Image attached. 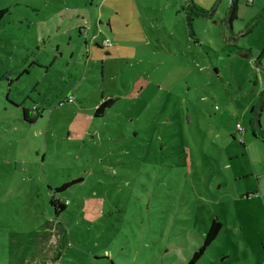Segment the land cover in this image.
I'll return each mask as SVG.
<instances>
[{"label": "rangeland", "instance_id": "374dc122", "mask_svg": "<svg viewBox=\"0 0 264 264\" xmlns=\"http://www.w3.org/2000/svg\"><path fill=\"white\" fill-rule=\"evenodd\" d=\"M92 1L0 0V264H264V0Z\"/></svg>", "mask_w": 264, "mask_h": 264}, {"label": "trees", "instance_id": "16d2710c", "mask_svg": "<svg viewBox=\"0 0 264 264\" xmlns=\"http://www.w3.org/2000/svg\"><path fill=\"white\" fill-rule=\"evenodd\" d=\"M190 9L191 8L188 7V10H190ZM8 13H9L8 9L1 10L0 11V21ZM237 15H238V0H233L232 1V5L230 7V11L228 13V21H229V23H231L234 20H236L237 19ZM105 42H104V44H105ZM104 44H103V46H101L99 44H96V47L99 48V49H103V48L108 49V48L112 47V46L106 47ZM111 45H112V43H111ZM229 47H233L234 51L236 53H239V54L248 55L250 53L249 51H245V50H243L241 48H238L236 45H232V46H229ZM68 99H69V97H67L66 99L61 101L60 105L63 106V105L69 104L68 103ZM112 102H113V99H111V98L110 99H102V103L98 106V108H96V110H95V112L93 114L94 118H103L105 116L106 112H107V109H108L109 105ZM258 106H259V104L252 109V125H253V127L255 126V128H254V137H256V138L260 137L261 141L264 143V135L260 131H259L260 133L258 135V129H256V117H257V112H258V109H259ZM33 110L36 112L35 115L40 118L41 115L38 112L39 111V107L35 106V108ZM29 112L30 111H28L26 109L24 110L25 122H28V123L36 122L38 119L37 118H31ZM121 163H123V162H121ZM83 182H84L83 179H77V180H75L72 183H68V184H65L64 186H62L60 188H57L55 190V192H56V194H61V193L65 192L66 190H68L69 188H71V187H73V186H75L77 184L83 183ZM50 203L55 209V215H56L57 218H60L62 213H64L67 210V207H69L71 205L70 201L67 200V201L63 202L61 199L56 198V196L52 197ZM55 225H56V227L59 226L61 228V231H60V233L62 234L60 236V241H61L64 238V236L66 234V231L62 228V224L60 222H58L57 220H56V224ZM48 227L53 229L52 226L50 225V223L48 224ZM222 229H223L222 222L219 221V220L214 219L212 221V224H211L208 232L206 233V237L204 239L203 245L193 254V256L191 257V259L188 261L187 264H198L203 259L204 255L206 254V252L209 249V247L219 237V234L221 233ZM58 260H59V256L58 255H56L52 259V261H58Z\"/></svg>", "mask_w": 264, "mask_h": 264}, {"label": "built area", "instance_id": "2783aa9c", "mask_svg": "<svg viewBox=\"0 0 264 264\" xmlns=\"http://www.w3.org/2000/svg\"><path fill=\"white\" fill-rule=\"evenodd\" d=\"M104 45H105L106 47H110V46H112V45H111V42H110L109 40H106V42H105ZM68 103H69V104L74 103V97H69V99H68ZM237 128H238V130H239V132H240L241 134H244V133H245V131L243 130V128H242L240 125H238Z\"/></svg>", "mask_w": 264, "mask_h": 264}, {"label": "crops", "instance_id": "0c3cea01", "mask_svg": "<svg viewBox=\"0 0 264 264\" xmlns=\"http://www.w3.org/2000/svg\"><path fill=\"white\" fill-rule=\"evenodd\" d=\"M88 1V3H91L92 5H93V1L92 0H87ZM88 7L89 6H85V10H89L88 9ZM79 10V9H78ZM61 13H57V15L56 16H59ZM57 18V17H56ZM109 40V39H108ZM113 47V46H112ZM104 99V98H103ZM107 99H110V98H107ZM99 106V105H98ZM98 106H97V108H98ZM94 116V115H93ZM90 118H92V116L90 117ZM106 260H109V259H106Z\"/></svg>", "mask_w": 264, "mask_h": 264}, {"label": "water", "instance_id": "95a60500", "mask_svg": "<svg viewBox=\"0 0 264 264\" xmlns=\"http://www.w3.org/2000/svg\"><path fill=\"white\" fill-rule=\"evenodd\" d=\"M109 54V53H108ZM242 57H244V58H249V56L248 55H242ZM259 64H260V62H259ZM112 104V103H111ZM111 104L109 105V106H111ZM257 126H258V128H259V130H260V126H259V117L257 118ZM263 135H264V132H262V131H260Z\"/></svg>", "mask_w": 264, "mask_h": 264}, {"label": "flooded vegetation", "instance_id": "af4514ba", "mask_svg": "<svg viewBox=\"0 0 264 264\" xmlns=\"http://www.w3.org/2000/svg\"><path fill=\"white\" fill-rule=\"evenodd\" d=\"M83 30H85V28H81V30H80V34H82V31H83Z\"/></svg>", "mask_w": 264, "mask_h": 264}]
</instances>
